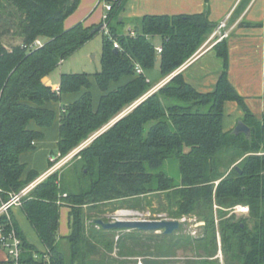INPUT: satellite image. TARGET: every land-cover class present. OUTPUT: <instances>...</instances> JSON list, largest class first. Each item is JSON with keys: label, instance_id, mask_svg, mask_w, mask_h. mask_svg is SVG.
Wrapping results in <instances>:
<instances>
[{"label": "trees", "instance_id": "obj_1", "mask_svg": "<svg viewBox=\"0 0 264 264\" xmlns=\"http://www.w3.org/2000/svg\"><path fill=\"white\" fill-rule=\"evenodd\" d=\"M80 1L0 0V206L35 178L32 174L23 179L26 165L20 155L34 149L44 135L30 128V121L48 127L56 117L44 107L46 101L84 89L60 110L58 151L65 155L152 88L147 75L137 72L138 65L149 70L159 59L162 76H168L216 28L206 13L144 15L131 35L120 30L125 23L119 15L124 0H108L113 8L107 25L120 47L115 48L113 39L103 33L102 70L94 73L102 93L94 105L89 73H62L58 89L43 80L100 31L102 24L85 26L82 22L65 28V19ZM154 36L162 39L160 54ZM37 39L42 45L35 44ZM215 48L223 68L214 90L201 92L182 72L176 73L82 148L72 165L50 174L23 199L21 207L52 264H67L57 244L62 207L69 208L70 264H96L91 257L97 247L94 241H110L116 231L87 234L85 207L150 193H166L171 206H176L174 217L197 214L205 220L201 238L193 240L179 232L160 236L173 243L175 253L181 244L206 241L188 253L198 257L192 264H220L212 258L219 244L225 264H264V153H260L264 116L257 118L252 113L229 80L226 39ZM124 77L131 79L111 88ZM229 100L242 106V120L250 127V135L224 130L225 102ZM238 155L246 156L232 167ZM173 165H177V177L171 173ZM237 205L249 206V212H232ZM11 217L23 239L25 255L32 260L35 251L43 253L27 239L12 209ZM5 218L2 215L0 221L4 223ZM137 233L135 229L120 231L118 244L142 238Z\"/></svg>", "mask_w": 264, "mask_h": 264}, {"label": "crops", "instance_id": "obj_2", "mask_svg": "<svg viewBox=\"0 0 264 264\" xmlns=\"http://www.w3.org/2000/svg\"><path fill=\"white\" fill-rule=\"evenodd\" d=\"M79 5V17L74 20H69V23H64L65 28H69L79 22H82L85 26H96L101 23L105 10L104 6L101 5L102 7H100L99 0H81ZM195 13H206L209 20L215 23L216 26L221 20L228 18V23L232 27L230 36L226 38L229 55V80L238 93L245 98V102L252 113L257 118H262L264 116V0H124L119 15L120 20L124 19L125 23H135L134 25L129 26V29H135L139 24L140 18L144 15H177ZM214 30L207 37L206 41L201 45L198 51L181 67L173 72L175 74L182 72L185 79L201 92L212 91L215 89L223 68V59L218 56V52L215 48L217 43L212 44V42H208ZM125 33H129V31ZM161 42L162 39L158 44H156V49L161 47ZM157 65L160 69L159 59L157 60L155 66ZM150 70L151 69L144 71L148 80H150L153 84L149 91H151L154 87L161 86L162 84L164 85L173 77V73L163 77L160 69L159 77L156 75L154 76L155 79H151L148 75ZM130 79L131 77H124L119 83L113 82L111 87L115 88L119 84L125 83ZM43 80L44 82L53 85V87H58L60 83V81L53 82L50 75L46 76ZM147 93H145L142 97H144ZM81 94L82 91L64 92L61 95V100L64 103L69 104L78 99ZM94 105H97L96 102H94ZM48 106L56 111V124L52 127H42L40 130L44 135L36 140L35 148L24 151L20 155L21 162L26 165L23 173V179L29 178L32 174L35 176V178L27 185L36 181L50 168L48 162H50V157L53 155L54 151L53 146H51L48 140L54 138L53 142L56 143L59 138L60 116L58 107L53 102H51V105ZM244 115V110L238 102L231 100L226 101L223 119L224 130L233 131L238 121L242 120ZM49 132L52 134L51 138H49ZM54 147H56L55 144ZM64 210L67 211V214H69V208L64 206L61 208V215ZM12 213L25 233L27 239L39 250H44V244L28 220L21 205L14 206L12 208ZM28 223L37 234L44 249L38 245L40 243L29 235L28 232L30 231ZM60 226V236L67 239L66 236L70 234L71 230L68 232L62 231V233ZM119 232L114 235L115 238H111L114 239V248L113 251H111V255L113 257L115 256V259H117L120 264H152L148 259L151 257L150 254L146 255V253H150L149 240L145 241L143 238L140 240L142 241L140 244L142 247L141 251H143L140 253L137 251L140 249L135 247V241L130 239L119 245ZM61 237L58 239H62ZM138 241L139 240L136 242ZM58 242L59 240L57 241V244ZM163 249H161V251H164ZM101 256V259L105 257V255ZM216 256L221 259V255H219V253ZM91 257L98 259L93 255ZM178 257L180 258L181 255H178ZM157 258L158 262L155 264H166L165 260L167 259V256L165 254L159 253ZM191 258L193 257L191 256ZM6 260L7 250L0 245V264H4ZM101 262L96 260V264L105 263Z\"/></svg>", "mask_w": 264, "mask_h": 264}, {"label": "rangeland", "instance_id": "obj_3", "mask_svg": "<svg viewBox=\"0 0 264 264\" xmlns=\"http://www.w3.org/2000/svg\"><path fill=\"white\" fill-rule=\"evenodd\" d=\"M104 3H105L104 1L99 0L100 7H102ZM79 8H80V5H78L77 9L70 16H68L65 19V21H64L65 24L69 23V20H74L75 18L79 17V11H78ZM101 24L103 25V19H102L100 25ZM134 24L135 23H133V22H131V23L126 22L125 24H123L122 27H120V30H122L123 32H128L129 26H132ZM103 33H105V29H104V27L101 26L100 31L98 33H96L91 39H89L82 46H80L75 52H73L69 57H67L50 74V76L53 79V82L54 81L58 82V81H60L61 74L64 72L65 73H89L91 76L90 79L92 81V92L94 95V102H96V104L99 103L100 96H101L102 92H101V90L97 84L94 73L102 70L101 54H102V46H103ZM107 34L108 33H105V36ZM152 40L155 44H158L161 40V37L160 36H154V37H152ZM148 75L150 76L151 79H155L154 76H156V75H158V77H159V75H160L159 66L157 65V66H154L153 68H151ZM153 81H155V80H153ZM80 91H82V93H83L84 89H82ZM80 91H78V92H80ZM51 102H53L55 105H57L59 116H60V109H61L62 105L66 104V103H64L61 100V98H59V99L54 98V99H50V100L46 101V103H44V107H46V108L49 107L48 109L54 111L55 114H56L55 109L50 108V106H48V105H51ZM46 104H47V106H46ZM123 112H125V110ZM123 112L118 114L114 119L118 118ZM56 122H57V120L55 121V119H54L52 124L48 127L54 126L56 124ZM59 122H60V117H59ZM111 125L107 124L106 126L110 127ZM106 126H104L99 131L92 134L89 138H87L86 140L81 142L78 146L73 148L71 151H69L68 153H66L65 155H62L59 159H57L53 163V166L59 164V167L56 168L54 170V172L60 171L63 168H65L66 166L72 165V162L74 161V157L76 156V154L82 148L86 147L94 139L93 137L95 135H98L99 133H101L103 129L104 130L107 129L108 127L106 128ZM29 127L32 129H35V130H40L42 128V127H40V125L37 123L36 120H31ZM51 137H52V134H51V132H49V138H51ZM53 139L51 138V140H48V142L51 144V146H53V151H54L53 154L56 155L58 153V151H57L58 140L55 143V142H53ZM54 144L56 145V147H54ZM72 153H75V154H73L74 156L72 155V157L67 162H63V160L67 156L71 155ZM260 153H264V148L260 151ZM245 156L246 155L234 156V158L232 160L233 161L232 167L235 165H240L241 161L243 160V158ZM48 165H51V163L48 162ZM173 166L174 167L172 169H170L171 173H172V175L177 177L178 176L177 165H173ZM215 208H217V207L215 206ZM172 209H176V206H171L170 201H169L166 193H150L148 195H144V196H140V197H136V198H128V199H123V200H119V201H113L111 203H108L107 205H99L96 208L85 207L86 231H87V234H90L94 231H97L99 233H103V230L105 228H103L102 226L97 224L95 222V219L96 218H103L105 221L112 220L114 216L119 215L121 210H130V211L132 210V213L137 212L138 213L137 215H139V216L142 215V217L153 218V219L160 218V217L164 216L165 218H172V219H179L180 220L181 218L184 217V216L180 217V218L174 217V215L172 213ZM132 213H131V215H132ZM120 215H122V214H120ZM185 217H187L186 220L185 221L180 220V223H181L180 228L178 230H176L174 233L179 232L180 234H184L193 240L203 237L204 236V227L206 224L205 220L202 219L197 214H190L189 216H185ZM68 223H69L68 222V214H67V211L64 210V212H62V215H61V226H60L61 232L62 231L68 232L70 230ZM28 226H29V231H30V232H28L29 235H31L33 239H35L38 243H40L39 238H38L37 234L35 233V231L33 230L32 226L30 224ZM114 230L116 232L113 234V236H112L113 238H115L114 235L119 232L116 229H114ZM120 231H122V230H120ZM127 231L128 230H123L122 232L124 233ZM136 231H139V230H136ZM137 234L141 235L145 241L146 240L150 241V243H149L150 244V253H146V255L150 254L151 257L148 259L151 263L152 262H158V258H157L156 254H158V253L163 254V251H161V249L164 248L163 249L164 251L167 250L166 251L167 252V259L165 260L166 264H192V262L194 263V261L197 260L198 257L193 255L192 256L193 258H191V255H188V253L192 252V251L195 252V250L197 248H199L200 246H204L206 244L205 243L206 241L205 242L203 241V243L193 242L191 245L185 244L186 247L185 246L182 247L183 244H181L179 247L180 250L178 251V253H175L173 251V249H171V248H173V243L169 242L168 241L169 239H167L166 241L160 239L161 238L160 236H162L164 234L162 230L146 231V232L139 231V233H137ZM59 236H60V234H59ZM142 238L138 239L139 240L138 242H136V241L134 242L135 247H138L140 249V250H137L140 253L143 252V251H141L142 247L140 245L142 242L140 240H142ZM58 240H59L58 247L60 249H62V251L64 249V256L66 257L67 264H70L71 263V254L69 253V252H71L70 251V242L66 238H62V239H58ZM94 242L97 246L95 251H94V255H93V256H96L95 258H98L96 260H99V262H101L102 261L101 255H105V257H103V259L105 258V260H107L106 264H120L117 261V259H115V256L113 257L111 255V251H113V248H114V239L110 238V241L95 240ZM38 245H40V247H42L41 243ZM42 249H44V247H42ZM145 251H146V249H145ZM171 251H173V253H170ZM221 251H222V248L219 244L216 255H218V253H219V255H221L220 256L221 259L219 257H217L216 255H214L212 258H213V260L218 259L220 264H225V254L223 253V251L221 253ZM156 252H158V253H156ZM38 253H40V252H38ZM178 255H181V257L179 258ZM101 263H103V262H101ZM74 264H77V262H75ZM103 264H105V263H103Z\"/></svg>", "mask_w": 264, "mask_h": 264}, {"label": "built area", "instance_id": "obj_4", "mask_svg": "<svg viewBox=\"0 0 264 264\" xmlns=\"http://www.w3.org/2000/svg\"><path fill=\"white\" fill-rule=\"evenodd\" d=\"M101 1L105 2L103 4L105 11H104L103 16H102V19H103L102 27H104L105 33H108L107 34L108 37L113 39V36L111 35L109 28H108V25H107L108 14L113 8V3L108 1V0H101ZM231 30H232V27L228 23V18L221 20L217 24V26H216V28H215V30H214V32H213V34L210 37L208 42H212V44H216V43L228 38L230 36ZM129 33L131 35H134L135 31L132 28H130ZM35 44L36 45H42V41L40 39H37L35 41ZM113 44H114L115 48L120 47V44L116 39H113ZM157 51H158V53H161L162 47H158ZM137 72L138 73H144V70L140 65L137 66ZM172 75H175V73H173ZM161 86L154 87L144 97H142L140 100H138L134 104H132V106L127 108L125 110V112H123L118 118L125 115L128 111H130L133 107H135V105L137 103H139L141 100L145 99L151 93L158 90ZM55 88L58 89L59 87H55ZM118 118H116V119H118ZM113 121L110 122L109 125L114 123ZM107 127H109V126H106V128ZM96 136L97 135H95L93 138H95ZM75 153H72L71 155L67 156L63 160V162H67L72 157V155ZM61 156H62V154L60 152H58L56 155L55 154L51 155L50 161H51L52 165L42 176H40L33 183L23 187L20 191L11 193L10 197L7 200L2 202V204L0 206V217L2 215L6 216L4 223H2L0 221V245L3 246L7 250V260L5 261L4 264H52L51 255H50L48 250H46V251L44 250L43 253L35 252L33 254L32 260L29 259L28 256L25 255V248H24V244H23V239L18 234L16 226L13 223V220L11 217V209L14 206L21 205L23 202V199L30 193V191L39 182L44 180L46 177H48L50 174H52L56 168L59 167V164L53 166V163L57 159H59ZM232 212L248 213L249 212V206L237 205L233 208ZM120 214L121 213H119V215H116L114 217H119V218L120 217L121 218H147V217H142V215L141 216L137 215L138 214L137 212L132 213L133 216L131 215V213L122 214V215H120ZM114 217H113V219H114ZM161 218H165V217L163 216V217L155 218V219H161ZM186 218L187 217L184 216L180 220L185 221ZM148 219H153V218H148Z\"/></svg>", "mask_w": 264, "mask_h": 264}, {"label": "water", "instance_id": "obj_5", "mask_svg": "<svg viewBox=\"0 0 264 264\" xmlns=\"http://www.w3.org/2000/svg\"><path fill=\"white\" fill-rule=\"evenodd\" d=\"M102 26V25H101ZM100 26V27H101ZM98 29V27L96 28ZM115 51H117L115 49ZM119 119V118H118ZM115 119L113 122H115ZM250 127L243 121L239 120L233 133H245L250 135ZM95 222L105 229L116 230H139V231H159L162 230L164 234H172L180 228V220L172 218L148 219V218H119L105 221L103 218H96Z\"/></svg>", "mask_w": 264, "mask_h": 264}, {"label": "bare ground", "instance_id": "obj_6", "mask_svg": "<svg viewBox=\"0 0 264 264\" xmlns=\"http://www.w3.org/2000/svg\"><path fill=\"white\" fill-rule=\"evenodd\" d=\"M120 213L121 214H129V213H132V210L131 211L130 210H121Z\"/></svg>", "mask_w": 264, "mask_h": 264}]
</instances>
